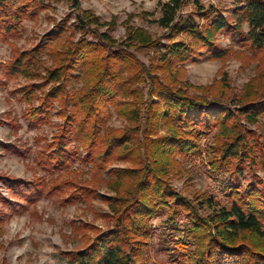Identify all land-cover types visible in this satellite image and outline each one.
<instances>
[{
    "label": "trees",
    "instance_id": "trees-1",
    "mask_svg": "<svg viewBox=\"0 0 264 264\" xmlns=\"http://www.w3.org/2000/svg\"><path fill=\"white\" fill-rule=\"evenodd\" d=\"M11 1L0 0V42L48 6L45 0ZM68 1L78 11L73 26L56 22L44 41L14 50L12 59L0 65L7 81L21 77L31 82L15 91L27 105L31 127L48 123L59 104L64 123L40 156L41 166L50 175L59 172V178L0 180L29 204L43 196H60L63 205L87 204L99 195L100 185L113 194L101 196L111 209L112 227L101 231L84 225V231L96 235L83 249L64 253L70 264H141L154 238L152 220L161 211H167L161 241L172 264H264V250L248 242L250 237L264 239V181L256 174L264 171V147L249 128L264 117L263 93L250 83L236 98L240 102L228 103L227 83L224 96L220 90L199 97L181 81L182 67L202 59L223 60L233 44L264 51V0H237L233 22L222 11L201 5L195 16L185 18L180 13L187 0H167L156 21L166 31L163 38L129 27L121 44L99 31L111 30L112 23L80 9L78 0ZM71 29L80 33L77 41L64 39ZM222 36L231 40L230 46L220 44ZM134 49L153 51L149 64ZM44 56L50 66L44 65ZM81 82V88L71 86ZM111 111L126 123L120 131L108 127ZM164 125L171 132L161 136ZM212 135L214 146L203 145ZM202 156L211 174L227 173L231 184L224 204L206 196L191 200L172 186L171 178L181 177L186 166L177 157ZM74 161L96 171L93 187L58 182ZM117 161L129 166L108 169ZM247 169L254 182L242 190L236 180Z\"/></svg>",
    "mask_w": 264,
    "mask_h": 264
},
{
    "label": "rangeland",
    "instance_id": "rangeland-1",
    "mask_svg": "<svg viewBox=\"0 0 264 264\" xmlns=\"http://www.w3.org/2000/svg\"><path fill=\"white\" fill-rule=\"evenodd\" d=\"M78 1L80 9L90 10L103 23L113 24L114 27L111 30L105 26L99 31L110 34L120 44L126 40L129 27L146 29L154 39L165 36L166 31L160 28L156 21L161 17V4L167 0ZM19 3L20 0L11 1L12 5ZM45 3L48 5L47 9L37 19L23 20L16 35L9 37L6 43L0 42V65L12 59L14 50H28L44 41V36L56 22L66 21L67 25H74L78 11L72 7L70 1L45 0ZM198 5L206 9L213 7L220 10L232 22L236 19L234 11L238 5L237 0H187L186 7L180 13L181 16L185 18L195 16ZM243 32H248V25L243 26ZM79 37L80 33L73 32L71 29L65 33L64 39L77 41ZM90 40H92L91 37ZM230 43V39L221 37L220 44L223 47L230 46ZM132 51L140 60L149 64V57L153 51L147 49ZM43 61L45 66L51 65V60L45 56ZM182 68L184 75L181 81L184 86L188 83L192 85L193 88L189 89L191 95L209 97L211 92L217 93L222 90V96H224L227 83L229 87L226 88L229 90L227 99L230 100L226 101L240 102L236 98L243 96L246 85L252 83L253 89L263 93L264 96V51L251 50L248 46L233 44L229 55L223 60L202 59ZM2 70L0 66V177L23 179L27 182L41 178H59V172L50 175L41 166L40 157L45 146L52 141L53 135L64 123V118L58 115L59 104L55 105L48 123L31 127L25 116L27 105L15 94L18 88L31 82L21 77L7 81L3 77ZM71 86L78 89L83 86V83H75ZM68 110L71 111L70 107ZM125 126L126 123L111 111L108 127L120 131ZM249 128L261 137L260 143L264 147V117L256 126H249ZM170 132L167 125H164L160 135L164 136ZM213 137L214 135L203 140L202 144L209 148L214 146ZM79 150L81 155L86 154L83 148ZM177 158L186 162L181 177L171 178L172 186L177 192L191 200H202L200 197L206 196L223 204L228 201L225 188L231 182L227 181L229 178L226 172L218 175L211 174L206 157L204 159ZM127 166H129L128 163L117 161L109 165L108 169ZM256 174L264 181L263 170H257ZM96 175V171L74 161L69 171L62 175L63 178L58 182L69 180L76 185L93 187L91 182ZM236 181L242 190L252 184L254 180L250 169L239 174ZM97 194L99 195L87 204L63 205L60 196L53 198L43 196L29 204L16 196L4 180H0V215L3 218L0 219V264H70L65 259L64 253L83 249L87 245V239H92L96 235L93 230L84 231V225H91L101 231H107L113 225L110 219L111 209L101 200V196L110 197L113 194L102 185L97 189ZM210 211V208H204V213H210ZM166 219L167 211H161L158 217L152 220L154 238L139 263L172 264L161 241ZM248 242L264 250V239L250 237Z\"/></svg>",
    "mask_w": 264,
    "mask_h": 264
}]
</instances>
